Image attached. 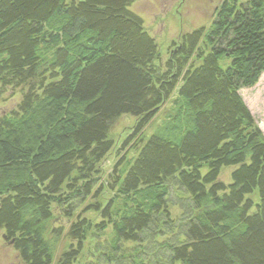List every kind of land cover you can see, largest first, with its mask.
Listing matches in <instances>:
<instances>
[{"label":"trees","instance_id":"16d2710c","mask_svg":"<svg viewBox=\"0 0 264 264\" xmlns=\"http://www.w3.org/2000/svg\"><path fill=\"white\" fill-rule=\"evenodd\" d=\"M136 2L0 0V99L21 95L0 114V229L26 264H54L59 207L77 243L59 264L89 239L87 264H264V134L242 96L264 75V0H224L168 56ZM105 186L98 220L76 218Z\"/></svg>","mask_w":264,"mask_h":264},{"label":"rangeland","instance_id":"374dc122","mask_svg":"<svg viewBox=\"0 0 264 264\" xmlns=\"http://www.w3.org/2000/svg\"><path fill=\"white\" fill-rule=\"evenodd\" d=\"M223 1L224 0H137L131 9L142 17L145 22V29L157 40L161 52L165 56H168L172 44L177 42L183 34L201 27H209L216 14V10ZM12 92V90H9L5 97L0 99V114L8 111L19 103L20 93L14 98L13 96L11 97ZM242 96L255 118L257 127L261 129L264 134V75L254 88L243 90ZM158 123L159 118L147 128L148 132H153ZM135 125L136 121L132 117L127 116L122 117L115 125L112 137L116 143V149L103 163L105 171L102 174V183L106 184L113 180V178H111L112 171H116L115 166L119 163L121 168L123 154L118 155V153L115 152L118 149V145H121L125 141ZM132 155V157H127V163L135 157V152H133ZM118 159L120 162H117ZM124 162L125 160L123 163ZM228 172L229 171L224 172V177L228 176ZM105 189V192L99 200L90 198L88 202L76 212V218L84 216L88 220H98V214L87 212L91 207H98V202L102 204V207L108 204L107 198L110 197L111 191L107 186H105ZM86 207L87 210L83 212ZM60 208L61 207L55 209L57 218L55 221L58 222V227L64 228V232L57 240L54 264H59L63 255L67 252L68 247H70V244H77L70 241L68 238V231L75 220L70 222L67 218H62L60 215ZM53 223L54 220L48 227L51 228L54 225ZM5 237V232L0 229V264H26L20 256V253L15 249L13 244H11L12 242ZM95 245L96 241L89 239L85 245V249L78 254L74 264H87L91 258V254L95 250Z\"/></svg>","mask_w":264,"mask_h":264},{"label":"water","instance_id":"95a60500","mask_svg":"<svg viewBox=\"0 0 264 264\" xmlns=\"http://www.w3.org/2000/svg\"><path fill=\"white\" fill-rule=\"evenodd\" d=\"M7 239V237H5ZM12 244V243H11Z\"/></svg>","mask_w":264,"mask_h":264}]
</instances>
